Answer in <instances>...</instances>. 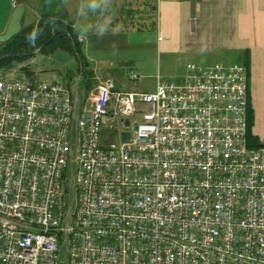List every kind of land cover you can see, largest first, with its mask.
<instances>
[{
  "label": "built area",
  "instance_id": "2783aa9c",
  "mask_svg": "<svg viewBox=\"0 0 264 264\" xmlns=\"http://www.w3.org/2000/svg\"><path fill=\"white\" fill-rule=\"evenodd\" d=\"M248 108L240 64H188L154 92L99 81L77 117L67 84L0 76V264H62L66 230L68 264H264V145L249 147ZM113 120L121 142L106 147Z\"/></svg>",
  "mask_w": 264,
  "mask_h": 264
},
{
  "label": "crops",
  "instance_id": "0c3cea01",
  "mask_svg": "<svg viewBox=\"0 0 264 264\" xmlns=\"http://www.w3.org/2000/svg\"><path fill=\"white\" fill-rule=\"evenodd\" d=\"M55 1L68 11L73 26L88 29L80 40L95 83L112 79L119 89L148 91L131 89L124 83L125 69L136 68L139 77L156 79L155 89L148 91L154 92L161 77L155 68L159 54L172 60L187 56L188 60H197L187 64L198 65H202L198 60L218 58L239 59L233 64L240 65L248 62L251 133L264 143V0H112L108 13L87 12L83 16L78 13L85 0ZM19 6L25 8L23 27L40 15L45 0H0V35L6 32ZM105 18L111 20L108 31L98 36L95 25ZM146 31H153L152 38H144ZM137 34H142L138 40L131 38ZM91 37H95V48L85 44ZM106 64L113 68L103 70ZM218 64L232 63L203 66Z\"/></svg>",
  "mask_w": 264,
  "mask_h": 264
},
{
  "label": "rangeland",
  "instance_id": "374dc122",
  "mask_svg": "<svg viewBox=\"0 0 264 264\" xmlns=\"http://www.w3.org/2000/svg\"><path fill=\"white\" fill-rule=\"evenodd\" d=\"M40 19H42V10L40 15L34 19L33 23L37 24V22ZM153 34H154L153 31H146L145 33H143V36L148 40L152 38ZM141 35L142 34H137L132 36L131 38L138 40V38ZM95 41H96L95 37L94 38L91 37L90 39L86 38L85 44L91 45L92 48H95V43H96ZM4 42L5 41H0V64L4 61V63H11L10 64L11 66H9L8 64L1 65L0 76H5L7 78L21 77L28 80L31 79L34 82H48V83L63 82L67 84L70 88L76 87V82L79 76L78 74L79 62L76 58V55L73 52L62 47L49 49L47 51H40L39 49H37L34 55L28 57L23 61H18L9 58L8 57L9 54H7L6 52L2 53L5 46ZM145 50L149 51L148 45H145ZM186 58L187 56L184 57L178 56L177 58L172 60L168 58V55L166 54H159L155 68L157 69V72H159V74L163 79L179 81L180 76L184 74L185 71L186 73H188L187 62L197 61V60H188ZM236 61L237 60L230 61V59L228 58H224V59L218 58L213 60H207V59L198 60V63L202 65H206L207 63L209 64L214 62L226 63V64L239 63ZM117 67L118 66H116L115 68ZM109 68L111 69L113 67H109V64H106L103 67V70H107ZM99 69L102 70V67H100ZM71 73L73 76L71 75ZM124 74L125 77L123 81L127 85V87H130L131 89H141V90L146 89L148 91H152L155 89L156 79L154 78L151 77L145 78L144 76L142 77L138 76V79L131 78L132 74L138 75L136 68H126ZM92 81H95L94 78ZM97 83L98 81L96 83L94 82V86ZM84 94H85L84 98H86L89 92H86V90H84ZM137 109H138L137 114L132 118L133 123L140 122L142 120V111L147 110L148 105L138 104ZM109 124L114 125L115 127L111 128L107 126L106 128H104L102 132V145L106 147L111 145L112 143L119 145L121 142L119 135L120 134L119 121L113 120V122ZM62 256H63V252H62Z\"/></svg>",
  "mask_w": 264,
  "mask_h": 264
},
{
  "label": "trees",
  "instance_id": "16d2710c",
  "mask_svg": "<svg viewBox=\"0 0 264 264\" xmlns=\"http://www.w3.org/2000/svg\"><path fill=\"white\" fill-rule=\"evenodd\" d=\"M78 27L73 26L68 11L55 0H45V6L42 10V19L37 24L31 23L23 25L21 31L14 35L11 39L4 42L5 46L2 53L9 54L8 57L23 61L28 57L34 55L37 49L40 51H47L49 49L62 47L73 52L80 61L78 67V74L82 73L81 81V98H84V90L90 92L94 86L93 73L85 62V57L82 50V42L80 40V32ZM239 59H237L238 61ZM9 65L11 63H4L1 65ZM8 66V67H9ZM249 74V64L244 63ZM28 69V68H26ZM72 75V73H71ZM73 76V75H72ZM73 95L75 88H71ZM252 113L250 107L248 108V144L249 147L258 148L264 143L258 141L251 133ZM69 187H67L69 192ZM63 259V256H62Z\"/></svg>",
  "mask_w": 264,
  "mask_h": 264
},
{
  "label": "water",
  "instance_id": "95a60500",
  "mask_svg": "<svg viewBox=\"0 0 264 264\" xmlns=\"http://www.w3.org/2000/svg\"><path fill=\"white\" fill-rule=\"evenodd\" d=\"M24 6H19L15 9L10 24L4 34L0 35V41H7L11 39L14 35L18 34L22 29V16L24 13ZM81 81H82V73L79 74L76 87H75V94H74V103H75V117L78 115V111L81 105ZM129 122H127L128 124ZM123 139L125 140L128 136V132L122 133ZM71 178H70V187H69V201H68V209H67V217L65 221L66 228L69 227L70 221L73 215V210L75 207V201H76V163H75V144L73 146V151L71 154ZM69 234L66 230L65 232V238H64V249H63V262L62 264H68L69 261Z\"/></svg>",
  "mask_w": 264,
  "mask_h": 264
},
{
  "label": "clouds",
  "instance_id": "9594fccd",
  "mask_svg": "<svg viewBox=\"0 0 264 264\" xmlns=\"http://www.w3.org/2000/svg\"><path fill=\"white\" fill-rule=\"evenodd\" d=\"M112 0H85L83 7L80 9L78 15H85L87 12L92 13H108L110 11ZM111 23L110 19H102L99 23L95 25V32L98 36H103L108 31V26ZM81 34V39L85 38L88 29L81 26L79 29Z\"/></svg>",
  "mask_w": 264,
  "mask_h": 264
}]
</instances>
